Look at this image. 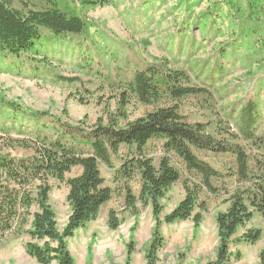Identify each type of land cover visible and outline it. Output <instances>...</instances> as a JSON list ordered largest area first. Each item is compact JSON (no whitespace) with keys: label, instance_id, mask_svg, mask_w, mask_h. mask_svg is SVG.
Returning <instances> with one entry per match:
<instances>
[{"label":"rangeland","instance_id":"374dc122","mask_svg":"<svg viewBox=\"0 0 264 264\" xmlns=\"http://www.w3.org/2000/svg\"><path fill=\"white\" fill-rule=\"evenodd\" d=\"M56 1L11 0V5L17 10L44 9ZM109 2L82 11L89 26L87 42L81 45L65 38L56 39L36 47L25 58L16 57L13 62L8 61V53L0 54V154L30 155L23 149L8 148L7 142L8 139H29L20 131L33 134L29 126L36 119L32 114H45L82 127L94 126L98 119L106 121L105 111L114 110L117 94L132 79L133 59L144 64L167 63L168 68L185 72L191 85L205 86L206 94L178 102L180 113L191 123L206 124L208 133L215 139L238 143L246 152H264V146L259 148L251 141H244L237 129L241 105L251 97L258 103L255 134L264 142V61L256 62L259 45L246 36H239L237 22L221 0ZM73 39L77 42L78 37ZM128 61L126 69L124 64ZM25 63H33L35 67L28 68ZM60 77L76 80L66 82ZM8 104L17 106L19 114L14 117ZM127 110L128 120L133 121L153 107L132 99ZM145 153L157 166L163 155L162 143L149 142ZM120 155L128 156L125 147L121 148ZM197 156L222 174L234 166V159L229 155L197 152ZM111 161L112 169L99 165L104 185L112 191L111 200L102 206L94 221L66 239L73 264H217L215 218L227 209L228 198L239 185L235 177L223 179L227 194L212 196L201 191L200 199L206 202L207 211L202 213L197 229L191 219L173 224L163 221L184 197L182 177L160 200L163 241L152 257L149 245L155 223L150 203L137 200L135 210L125 205L126 185L135 197L139 196V176L127 182L116 179L121 161L115 158ZM173 165L184 173L178 163ZM79 173V168H74L65 178ZM215 185L221 183L218 181ZM50 187L49 204L57 229L62 232L70 215L68 188L65 182L56 180L50 181ZM110 210L119 220L114 230L107 224ZM29 228L28 224L0 236V264H39L24 249L29 241ZM248 229H260V240L255 244H232L230 258L224 264H260L264 253V221L257 213L238 228L234 239Z\"/></svg>","mask_w":264,"mask_h":264},{"label":"trees","instance_id":"16d2710c","mask_svg":"<svg viewBox=\"0 0 264 264\" xmlns=\"http://www.w3.org/2000/svg\"><path fill=\"white\" fill-rule=\"evenodd\" d=\"M221 1L237 22L239 36H246L259 45L255 60L263 62L264 0ZM109 3V0H57L48 8L17 10L11 0H0V54L8 53V61L13 62L16 57L25 58L36 47L41 48L56 39L65 38L81 45L86 41L89 26L82 11ZM75 36L77 42H74ZM129 63L124 64L126 69ZM25 64L28 68L35 67L33 63ZM166 64H144L133 59L132 79L117 94L114 110H106V121L98 119L94 126H72L45 114H32L36 119L35 124L29 126L33 134L20 131L29 139H8L7 142L8 148L23 149L30 155L0 154V236L29 224V241L24 246L29 257L39 264L53 261L73 264L66 239L94 221L102 206L111 200L112 191L104 185L99 165L112 169L111 160L115 158L121 161L116 179L125 182L134 176L140 179L138 198L129 186H125L126 207L135 210L137 200L151 205L155 223L149 245L152 257L163 241L160 200L182 177L184 197L164 217L166 224L191 219L197 229L202 213L207 211L206 202L200 199L201 191L212 196L227 194L223 179L235 177L239 185L230 194L227 209L215 218L216 263L224 264L229 260L232 244H255L260 240V229H248L237 239L234 236L238 228L251 221L253 213L264 221V152H246L238 143L212 137L206 124L189 122L180 113L178 102L206 94L207 88L191 85L185 72L170 69ZM102 76L108 78L106 73ZM132 99L152 106L153 110L129 121L127 107ZM8 105L14 117L19 114L17 106ZM257 108V101L251 97L242 103L237 129L244 141L261 148L264 142L255 134L259 118ZM153 140L161 142L163 149L157 166L145 153L147 144ZM122 147L127 149V157L120 155ZM197 152L229 155L234 159L233 169L222 174L200 159ZM173 162L178 163L184 173L181 174ZM74 168H80V173L66 179ZM51 180L65 182L68 188L70 215L62 232L57 229L49 204ZM218 181L220 186L215 185ZM107 224L112 230L119 226L113 210L108 213ZM260 261L264 264V253Z\"/></svg>","mask_w":264,"mask_h":264},{"label":"crops","instance_id":"0c3cea01","mask_svg":"<svg viewBox=\"0 0 264 264\" xmlns=\"http://www.w3.org/2000/svg\"><path fill=\"white\" fill-rule=\"evenodd\" d=\"M79 170H80V168H79ZM81 171V170H80Z\"/></svg>","mask_w":264,"mask_h":264}]
</instances>
